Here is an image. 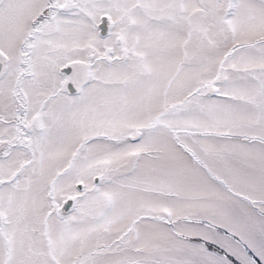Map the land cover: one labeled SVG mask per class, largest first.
Segmentation results:
<instances>
[{"label": "snow or ice", "instance_id": "obj_1", "mask_svg": "<svg viewBox=\"0 0 264 264\" xmlns=\"http://www.w3.org/2000/svg\"><path fill=\"white\" fill-rule=\"evenodd\" d=\"M0 264H264V0H0Z\"/></svg>", "mask_w": 264, "mask_h": 264}]
</instances>
